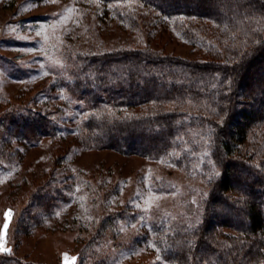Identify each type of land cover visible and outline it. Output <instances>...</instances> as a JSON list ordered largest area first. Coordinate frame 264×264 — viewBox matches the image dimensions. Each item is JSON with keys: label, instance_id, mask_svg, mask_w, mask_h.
<instances>
[{"label": "trees", "instance_id": "obj_1", "mask_svg": "<svg viewBox=\"0 0 264 264\" xmlns=\"http://www.w3.org/2000/svg\"><path fill=\"white\" fill-rule=\"evenodd\" d=\"M89 1L126 29L150 37L161 27L202 55L103 41L69 48L61 56L57 84L64 99L83 105L80 124L59 129V109L42 107L35 98L5 103L1 181L14 177L9 171L25 150L67 137L83 149L110 148L159 161L186 177L199 207L189 206L190 215L178 221L151 215L148 230L134 243L155 244L158 264H264V0ZM94 9L90 18L99 16ZM66 151L54 157L55 164ZM104 184L98 179L89 197L102 214L86 232L80 226V236L88 237L82 260L90 250L105 249L106 237L118 230L114 216L124 217L123 209L104 211L115 191ZM51 190L61 195L49 179L35 187L17 234H28L49 216L46 209L57 199L49 201ZM33 208L39 212L29 213ZM0 264L38 263L0 252Z\"/></svg>", "mask_w": 264, "mask_h": 264}, {"label": "rangeland", "instance_id": "obj_2", "mask_svg": "<svg viewBox=\"0 0 264 264\" xmlns=\"http://www.w3.org/2000/svg\"><path fill=\"white\" fill-rule=\"evenodd\" d=\"M69 8L71 12L67 11ZM94 8H98L97 20L89 16ZM126 27L101 5L89 0H0V114L5 103L35 98L42 107L59 109V129H76L85 114L83 105L77 100L64 99L57 84L61 56L69 48H86L93 42L103 41L115 47L156 46L158 50L190 58L202 55L197 47L161 27L150 37ZM41 28L44 34L37 35ZM64 150H67L64 160L55 164L54 157ZM11 172L14 177L3 176L9 182H2L0 178V228L5 223V212L11 209L6 230V247L10 251L2 253L38 264H158L148 240L134 243L135 236L148 230L151 215L165 214L178 221L190 215L189 206L194 210L199 207L198 196L190 192L186 177L165 167L164 163L123 155L110 148L83 149L70 137L51 146L43 142L25 150L22 160ZM149 172L152 188L160 198L150 210H145L143 197L149 194L145 175ZM47 179L60 188L61 195L55 196L51 190L49 201L57 199L46 209L50 211L49 216H44L28 234H17L16 226L30 194ZM98 179L105 183L103 189L115 188L107 196L104 211L123 209L125 212L121 220L119 215L114 216L118 230L106 237L105 249H94L95 254L90 250L82 260L80 248L88 237L86 233L80 236V226L86 232L85 228H91L102 214L97 202H90L94 194L92 186ZM193 199L196 203H192ZM35 208L29 213L39 212Z\"/></svg>", "mask_w": 264, "mask_h": 264}, {"label": "snow or ice", "instance_id": "obj_3", "mask_svg": "<svg viewBox=\"0 0 264 264\" xmlns=\"http://www.w3.org/2000/svg\"><path fill=\"white\" fill-rule=\"evenodd\" d=\"M67 11L71 12L72 9L69 8V9H67ZM61 19L67 20V17H61ZM40 34H44L43 28H41L40 32L37 33V35H40ZM45 39H47L46 34H45ZM29 51H31V49H29ZM213 111H215V109H213ZM216 174L218 175L219 173H216ZM145 185L149 189V194L146 197H143L145 202L142 205V207L145 210H150L152 208L153 204L155 203V201L160 198V194L155 189L152 188V182L150 179V172H149V174L145 175ZM172 195H175V193H172ZM192 203H196L195 199L192 200ZM137 207H141V205L138 204ZM10 216H11V209H8L5 212V223L3 225V228H0V252H9L10 251V249L8 247H6V230L8 227ZM141 219H143V217H141ZM151 246L153 248H156L155 244H152ZM157 251H159V249H157ZM65 255L67 256L66 253H65ZM72 259L75 260V257H73ZM157 259H160V257L158 256Z\"/></svg>", "mask_w": 264, "mask_h": 264}]
</instances>
